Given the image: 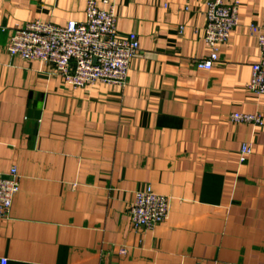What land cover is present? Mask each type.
Here are the masks:
<instances>
[{
  "label": "crops",
  "instance_id": "1",
  "mask_svg": "<svg viewBox=\"0 0 264 264\" xmlns=\"http://www.w3.org/2000/svg\"><path fill=\"white\" fill-rule=\"evenodd\" d=\"M88 0H0V173L19 189L0 218L6 264H264V94L247 88L260 57L250 25L264 0L238 2V23L210 69L208 0H95L139 51L124 86L73 87L45 63L10 55L13 27L84 19ZM258 113L260 124L232 112ZM252 153L240 161L242 144ZM149 184L164 221L134 230L129 206ZM121 246L127 249L120 256Z\"/></svg>",
  "mask_w": 264,
  "mask_h": 264
},
{
  "label": "built area",
  "instance_id": "2",
  "mask_svg": "<svg viewBox=\"0 0 264 264\" xmlns=\"http://www.w3.org/2000/svg\"><path fill=\"white\" fill-rule=\"evenodd\" d=\"M238 10L237 1L230 4H225L223 0L207 1L203 39L209 52L206 57L193 61L197 68L210 69L218 62L219 45L229 38L231 30L237 25ZM84 13L83 20L69 21L65 25L38 19L16 25L6 50L10 55L45 63L53 74L73 87H87L97 81L124 86L129 61L139 51L137 33L129 31L120 35L113 10L98 7L95 0L87 1ZM250 29L257 37L260 57L251 65L247 88L264 94V16L260 24L252 23ZM230 119L255 124L262 122L258 113L237 111L230 114ZM251 153V143L242 144L240 161H245ZM18 189L16 167H11L6 174L0 173V218L9 217ZM168 203V197L155 192L149 184L135 190L128 209L133 229H150L164 221ZM118 254L125 256L127 249L121 246ZM6 263L7 258L0 256V264Z\"/></svg>",
  "mask_w": 264,
  "mask_h": 264
}]
</instances>
